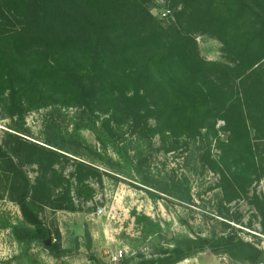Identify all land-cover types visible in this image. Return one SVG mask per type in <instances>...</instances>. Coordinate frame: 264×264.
<instances>
[{"label":"trees","instance_id":"16d2710c","mask_svg":"<svg viewBox=\"0 0 264 264\" xmlns=\"http://www.w3.org/2000/svg\"><path fill=\"white\" fill-rule=\"evenodd\" d=\"M154 1L0 0V113L78 107L111 137L128 125L142 137L160 136L168 150L203 141L220 174V216L239 222L225 206L247 197L264 234V192L256 188L264 179V0H165L171 13L163 19L152 13ZM202 35L222 44V59L202 56ZM8 136L14 140L0 144V170L27 223L16 236L45 242L50 231L36 207L68 208L73 191L91 199V179L101 181L102 171L86 158L98 154L79 137L56 150ZM64 159L72 160L69 173L57 166ZM27 163L38 166L34 181ZM46 248L62 255L58 240ZM207 249L264 262V250L232 233L189 238L167 260Z\"/></svg>","mask_w":264,"mask_h":264},{"label":"rangeland","instance_id":"374dc122","mask_svg":"<svg viewBox=\"0 0 264 264\" xmlns=\"http://www.w3.org/2000/svg\"><path fill=\"white\" fill-rule=\"evenodd\" d=\"M151 11L160 19L171 13L165 0L154 1ZM197 41L205 58H223L218 40L202 35ZM100 121L82 108L60 105L30 110L23 117L1 111L0 144L13 143L11 133L58 150L55 145L70 146L79 137L97 152L99 158L91 152L92 158L86 159L100 168L102 180L91 179V199H80L73 191L68 208L36 207L50 231L45 242L19 240L16 229L27 223L11 198L10 180L0 170V264H107L110 251L118 248L125 249L122 262L128 264H251L210 249L176 263L167 260L176 257L178 247L189 238L224 233L264 250L260 213L247 197L225 206L232 217L240 216L239 222L220 216L225 204L220 174L205 159L203 141L179 143L168 150L160 136L142 137L128 125L111 137ZM218 153L213 144L212 157L218 158ZM57 166L69 173L72 160ZM23 168L34 181L38 166L27 163ZM256 188L264 192V179ZM56 240L63 251L59 257L46 248Z\"/></svg>","mask_w":264,"mask_h":264},{"label":"built area","instance_id":"2783aa9c","mask_svg":"<svg viewBox=\"0 0 264 264\" xmlns=\"http://www.w3.org/2000/svg\"><path fill=\"white\" fill-rule=\"evenodd\" d=\"M170 14V11H167L163 13V16H167ZM103 209H99V213H102ZM126 255L125 249L118 248L115 250H111L108 256L107 264H119L124 259V256Z\"/></svg>","mask_w":264,"mask_h":264},{"label":"water","instance_id":"95a60500","mask_svg":"<svg viewBox=\"0 0 264 264\" xmlns=\"http://www.w3.org/2000/svg\"><path fill=\"white\" fill-rule=\"evenodd\" d=\"M260 264H264V262L263 263H260Z\"/></svg>","mask_w":264,"mask_h":264}]
</instances>
